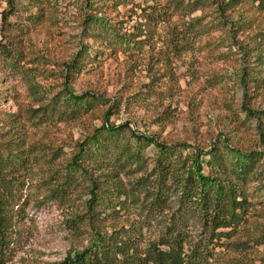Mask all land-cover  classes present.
<instances>
[{
    "label": "rangeland",
    "instance_id": "obj_1",
    "mask_svg": "<svg viewBox=\"0 0 264 264\" xmlns=\"http://www.w3.org/2000/svg\"><path fill=\"white\" fill-rule=\"evenodd\" d=\"M11 1L20 5L18 10L0 0V44L22 58L12 65L0 56V139L22 148L29 161L18 178V243L7 264H57L92 244L84 217L85 179L63 191L59 187L78 142L102 123L127 124L138 133L199 148L223 139L244 150L264 151L258 124L264 79H247L258 76L252 50L264 48V13L254 14L251 29L240 33L229 30L237 12L218 17L216 4L213 11L189 13L181 9L187 0H125L116 9L99 0L98 16L114 24L119 35L142 34L136 36L143 39L140 47L119 49L86 35L85 19L96 12L87 0H42L43 14L30 17L28 10L35 12L39 5ZM147 13L155 15L150 26L143 21ZM220 18L223 29L208 23L196 27ZM85 48L91 54L97 48V59L73 70ZM86 93L99 99L87 113L60 118L48 107L42 114L50 100ZM148 153H154L152 147ZM251 191L250 217L240 232L244 248L211 245L215 256L208 264H264V187ZM155 237L149 228L141 240Z\"/></svg>",
    "mask_w": 264,
    "mask_h": 264
},
{
    "label": "trees",
    "instance_id": "obj_2",
    "mask_svg": "<svg viewBox=\"0 0 264 264\" xmlns=\"http://www.w3.org/2000/svg\"><path fill=\"white\" fill-rule=\"evenodd\" d=\"M33 1L39 6L35 12L28 10V17L43 14L39 12L42 0ZM98 1H86L96 11L85 19L86 35L101 44L106 41L109 47H140L143 39L136 36L142 34L119 35L114 24L98 16ZM124 1L101 0L114 9ZM9 3L16 10L20 7L11 0ZM182 3L181 9L189 13L214 9L219 17L228 11L237 12L238 18L230 21L229 30L240 33L251 29L254 14L264 13V0ZM213 4L216 8L212 9ZM249 12L252 18L247 15ZM154 16L145 14L144 23L149 26L155 23ZM223 22L221 18L215 23L200 21L196 27L203 28L208 23L210 28L223 29L220 26ZM1 48L3 60L12 65L20 63V52L5 44ZM256 48L252 50V61L258 76L253 74L247 79L258 83L264 79V48ZM95 49L96 53L91 54L85 48L75 58L72 69L80 71L84 61L86 66L89 60L97 59ZM98 104L99 99L91 94H67L60 101L50 100L41 109L42 114L49 107V112L60 118L76 117ZM246 111L257 118L250 109ZM258 124L264 136V112L258 117ZM151 147L153 154L148 153ZM28 155L10 140L0 139V264H7L17 249V225L21 217L17 205L21 188L18 178L27 166ZM83 178L88 195L84 217L92 244L57 264H208L215 256L212 247L232 251L244 248L246 242L240 239V232L250 217L251 189L264 187V151L244 150L223 139L199 148L184 141L168 142L138 133L127 124L105 122L78 142L71 162L64 167L59 189L78 185ZM131 213L136 215L134 219H129ZM149 228H154L156 237L143 242V231Z\"/></svg>",
    "mask_w": 264,
    "mask_h": 264
}]
</instances>
